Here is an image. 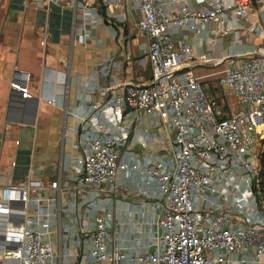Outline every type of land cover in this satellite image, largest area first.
I'll return each instance as SVG.
<instances>
[{"label":"built area","instance_id":"obj_1","mask_svg":"<svg viewBox=\"0 0 264 264\" xmlns=\"http://www.w3.org/2000/svg\"><path fill=\"white\" fill-rule=\"evenodd\" d=\"M50 1L73 7L82 43L103 12L117 24L138 13L148 39L139 62L151 78L87 95L52 185H0V264H264V49L198 56L174 33L250 41L260 35L250 14L264 23V0ZM222 66L219 98L195 70ZM112 68L108 59L99 71L111 77ZM128 186L155 209L144 251L124 245L112 213Z\"/></svg>","mask_w":264,"mask_h":264},{"label":"crops","instance_id":"obj_2","mask_svg":"<svg viewBox=\"0 0 264 264\" xmlns=\"http://www.w3.org/2000/svg\"><path fill=\"white\" fill-rule=\"evenodd\" d=\"M192 4L199 7L194 0ZM115 15L103 12V21L93 30L90 40L82 43L78 14L71 5L59 7L50 0H3L0 185L25 181L52 185L61 175L64 158L72 153L77 139L73 131L78 124L75 116L84 111L87 95L97 94L111 83H149L150 69L139 62L145 57L148 43L137 27L140 16L133 11L126 23L117 24ZM250 20L260 32L250 41L236 34L195 35L187 29H176L174 33L176 38L186 39L198 56L221 58L235 51L254 54L264 49V23L259 22L257 13L250 14ZM108 59L113 63L111 77L99 71ZM212 69L199 68L195 74L215 93L208 83ZM217 90L222 96L215 94L223 98L219 86ZM144 202L131 186L124 187L112 211L124 245L141 251L149 249L155 230V209L149 205L143 209ZM52 237L57 242L56 235ZM58 264L64 263L58 260Z\"/></svg>","mask_w":264,"mask_h":264},{"label":"rangeland","instance_id":"obj_3","mask_svg":"<svg viewBox=\"0 0 264 264\" xmlns=\"http://www.w3.org/2000/svg\"><path fill=\"white\" fill-rule=\"evenodd\" d=\"M204 68H209V67H204ZM224 67H219V68H210V69H212V70H210V72H208V73H210V74H212V76L208 79V83H209V85L211 86V88H214V89H216L214 92L216 93V94H218L219 96H222V94L217 90V79H218V77H219V75H218V73L223 69ZM202 69V68H201ZM201 71V70H200ZM201 74V73H200ZM226 102L230 105V106H232L233 108H235L234 107V104H235V102H236V100H235V98L234 97H227L226 98ZM262 148H264V143H263V145H262Z\"/></svg>","mask_w":264,"mask_h":264},{"label":"trees","instance_id":"obj_4","mask_svg":"<svg viewBox=\"0 0 264 264\" xmlns=\"http://www.w3.org/2000/svg\"><path fill=\"white\" fill-rule=\"evenodd\" d=\"M260 166H261V172L259 176V180H260L259 184H260V190H261L262 196H258V199L264 202V149L260 154Z\"/></svg>","mask_w":264,"mask_h":264},{"label":"water","instance_id":"obj_5","mask_svg":"<svg viewBox=\"0 0 264 264\" xmlns=\"http://www.w3.org/2000/svg\"><path fill=\"white\" fill-rule=\"evenodd\" d=\"M2 2H3V0H0V7H1V5H2Z\"/></svg>","mask_w":264,"mask_h":264}]
</instances>
